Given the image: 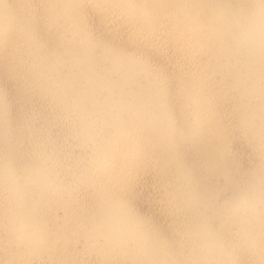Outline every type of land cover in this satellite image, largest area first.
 <instances>
[{
  "label": "clouds",
  "instance_id": "1",
  "mask_svg": "<svg viewBox=\"0 0 264 264\" xmlns=\"http://www.w3.org/2000/svg\"><path fill=\"white\" fill-rule=\"evenodd\" d=\"M0 264H264V0H0Z\"/></svg>",
  "mask_w": 264,
  "mask_h": 264
}]
</instances>
